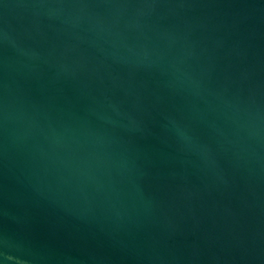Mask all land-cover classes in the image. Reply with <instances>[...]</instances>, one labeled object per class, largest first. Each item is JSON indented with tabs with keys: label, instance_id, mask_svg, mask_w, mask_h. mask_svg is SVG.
I'll list each match as a JSON object with an SVG mask.
<instances>
[{
	"label": "water",
	"instance_id": "water-1",
	"mask_svg": "<svg viewBox=\"0 0 264 264\" xmlns=\"http://www.w3.org/2000/svg\"><path fill=\"white\" fill-rule=\"evenodd\" d=\"M0 264H264V0H0Z\"/></svg>",
	"mask_w": 264,
	"mask_h": 264
}]
</instances>
